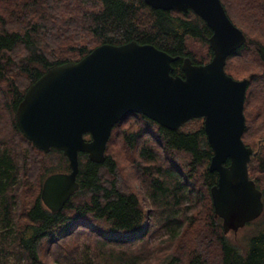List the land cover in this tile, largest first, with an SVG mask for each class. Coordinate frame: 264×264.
<instances>
[{"label":"trees","instance_id":"1","mask_svg":"<svg viewBox=\"0 0 264 264\" xmlns=\"http://www.w3.org/2000/svg\"><path fill=\"white\" fill-rule=\"evenodd\" d=\"M220 2L245 36L224 70L246 77L245 104L250 97L258 104L264 0ZM210 34L191 10L156 9L144 0H0V264H264V142L257 145L264 124L254 127V117L245 116L242 139L258 148L247 169L263 210L241 235L229 232L232 238L213 214L209 189L217 173L208 171L212 150L202 118L169 130L127 113L114 124L102 163L78 153V189L56 212L43 205L40 190L49 174L69 171L67 159L37 149L15 119L42 73L100 44H151L178 57L171 73L182 76L184 57L210 60Z\"/></svg>","mask_w":264,"mask_h":264},{"label":"water","instance_id":"2","mask_svg":"<svg viewBox=\"0 0 264 264\" xmlns=\"http://www.w3.org/2000/svg\"><path fill=\"white\" fill-rule=\"evenodd\" d=\"M156 9L191 10L211 30L209 61L184 57L183 75L171 73L178 57L151 44L103 43L77 61L54 65L25 90L15 119L22 135L37 149L61 151L68 172H54L42 182L40 198L51 212L59 211L78 189V153L102 163L114 124L127 113L141 114L176 130L193 118L203 119L212 150L209 172L217 173L210 189L214 217L222 232L237 233L263 210L261 191L249 178L253 151L242 140L246 79L224 70L226 58L245 36L228 18L220 0H144ZM88 135V139L85 138ZM228 163L226 164V162Z\"/></svg>","mask_w":264,"mask_h":264},{"label":"flooded vegetation","instance_id":"3","mask_svg":"<svg viewBox=\"0 0 264 264\" xmlns=\"http://www.w3.org/2000/svg\"><path fill=\"white\" fill-rule=\"evenodd\" d=\"M248 87L249 86H248V80H247L245 94H244V102H243L244 121H245V116L247 118H249V120H251L254 117V122L252 123V125L254 127L256 124H257V126H260L261 124H264V98H263V100H261L260 103L257 104L256 102H254V100H252L253 98L250 97L245 104V97H246V92H247ZM244 130H245V127H244ZM250 130H251V128L249 126V129L247 130V133H246L247 136L251 135ZM243 134H244V132H243ZM243 134H242V136H243ZM247 141L249 142L250 139L248 138ZM261 142H264V135L261 136L260 139H257V145H260Z\"/></svg>","mask_w":264,"mask_h":264},{"label":"rangeland","instance_id":"4","mask_svg":"<svg viewBox=\"0 0 264 264\" xmlns=\"http://www.w3.org/2000/svg\"><path fill=\"white\" fill-rule=\"evenodd\" d=\"M235 79H237V80H241V79H247L246 77H240V78H235ZM259 103L261 102L260 100L258 101ZM246 141V140H245ZM241 233H243V231H238L237 233H236V235H241ZM228 235V237L229 238H232L233 236H232V234L231 233H227ZM164 236H166V234H164ZM10 261L12 262V259H10Z\"/></svg>","mask_w":264,"mask_h":264},{"label":"bare ground","instance_id":"5","mask_svg":"<svg viewBox=\"0 0 264 264\" xmlns=\"http://www.w3.org/2000/svg\"><path fill=\"white\" fill-rule=\"evenodd\" d=\"M25 183V182H24ZM4 199V198H3Z\"/></svg>","mask_w":264,"mask_h":264}]
</instances>
